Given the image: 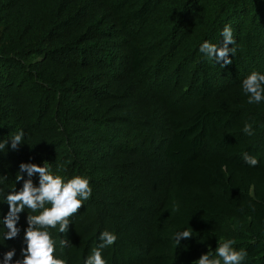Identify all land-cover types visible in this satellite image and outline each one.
<instances>
[{
  "label": "trees",
  "instance_id": "1",
  "mask_svg": "<svg viewBox=\"0 0 264 264\" xmlns=\"http://www.w3.org/2000/svg\"><path fill=\"white\" fill-rule=\"evenodd\" d=\"M225 25L235 53L222 67L199 48L222 46ZM252 71L264 74V0H0V221L20 164H46L92 188L67 232L49 229L66 264H85L104 231L117 236L107 264H193L227 239L243 264H264V101L242 88ZM34 214H19L11 240L0 222V264L12 249L22 260Z\"/></svg>",
  "mask_w": 264,
  "mask_h": 264
},
{
  "label": "clouds",
  "instance_id": "2",
  "mask_svg": "<svg viewBox=\"0 0 264 264\" xmlns=\"http://www.w3.org/2000/svg\"><path fill=\"white\" fill-rule=\"evenodd\" d=\"M221 35L223 44L217 47L207 41L201 44L199 51L210 59H215L226 67L232 63L229 55L235 53L233 31L230 25H225ZM243 92L248 96L247 103L259 104L264 101V74L252 71L242 82ZM243 132L249 136L253 135L252 124H245ZM24 141V132L21 130L11 139V148L16 150L18 145ZM8 141L0 142V151H4ZM244 161L255 167L259 161L247 153L243 155ZM20 173H27L28 179H24L20 173L16 180H24L19 191L13 190L6 195L9 211L3 218L2 224L7 230L3 233L4 240H11L18 236L20 229L17 227L19 214L25 208L31 210L34 215L27 216L28 227L25 229L24 241L26 247L21 249L22 260H17L16 264H66L65 260L55 256L56 242L52 238L49 229H56L59 232H67L70 219L83 207V202L88 200L92 194V188L88 178L74 176L65 181L60 175H54L49 167H43L33 163H21ZM39 174L38 186L33 183L32 177ZM3 195V189H0ZM50 205V206H48ZM192 229H186L175 234V243L180 245V241L190 239ZM101 243L93 249L92 254L86 259L85 264H107L102 256V249L111 246L117 240V236L109 231L100 234ZM69 241L62 240L61 245L67 246ZM236 241L227 239L219 243L215 254L207 252L194 261L193 264H243L248 256V252L241 248L237 250ZM15 256V249L6 252L3 256V264H11Z\"/></svg>",
  "mask_w": 264,
  "mask_h": 264
}]
</instances>
